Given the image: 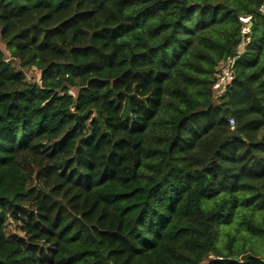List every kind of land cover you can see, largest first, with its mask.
Returning a JSON list of instances; mask_svg holds the SVG:
<instances>
[{"label": "trees", "instance_id": "trees-1", "mask_svg": "<svg viewBox=\"0 0 264 264\" xmlns=\"http://www.w3.org/2000/svg\"><path fill=\"white\" fill-rule=\"evenodd\" d=\"M261 3L0 0V264H264Z\"/></svg>", "mask_w": 264, "mask_h": 264}, {"label": "built area", "instance_id": "built-area-1", "mask_svg": "<svg viewBox=\"0 0 264 264\" xmlns=\"http://www.w3.org/2000/svg\"><path fill=\"white\" fill-rule=\"evenodd\" d=\"M258 13L264 14V0H262V3L258 8ZM252 19L253 17L251 15L239 17V21L242 23L243 35H246L250 32L252 27ZM234 78V58L221 62L213 79L212 90L214 97H220L226 90L227 86L234 81ZM229 122L230 127L234 129V120L230 119Z\"/></svg>", "mask_w": 264, "mask_h": 264}, {"label": "rangeland", "instance_id": "rangeland-1", "mask_svg": "<svg viewBox=\"0 0 264 264\" xmlns=\"http://www.w3.org/2000/svg\"><path fill=\"white\" fill-rule=\"evenodd\" d=\"M1 48L2 50L5 52V54H8L7 50L5 49L4 45H1ZM26 73H27V79L29 81H32V82H37V83H41L40 81V77H41V74H40V71L37 70L36 68H31L30 70H26ZM71 93H74V91L72 90ZM218 99L217 97H215V103L218 102ZM8 230L9 232L11 233H20L19 232V227L17 226V224L13 221H11L9 223V226H8ZM241 236H245L246 238H248L250 240V243L251 245L256 249L258 255L260 257H264V236L262 235H257L255 238H251V235L249 232L247 231H241ZM222 238L221 240L219 241V245L223 244L222 242ZM252 254L249 252V253H245L243 255H241L240 259L241 260H245L247 259L249 256H251ZM213 256H208L207 258H205L201 264H208V261L210 259H212Z\"/></svg>", "mask_w": 264, "mask_h": 264}]
</instances>
